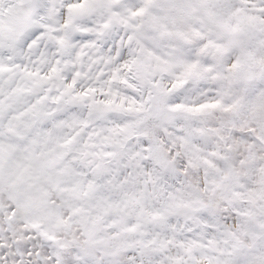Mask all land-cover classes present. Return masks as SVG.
<instances>
[{
	"label": "snow or ice",
	"instance_id": "6c2138e0",
	"mask_svg": "<svg viewBox=\"0 0 264 264\" xmlns=\"http://www.w3.org/2000/svg\"><path fill=\"white\" fill-rule=\"evenodd\" d=\"M0 264H264V0H0Z\"/></svg>",
	"mask_w": 264,
	"mask_h": 264
}]
</instances>
